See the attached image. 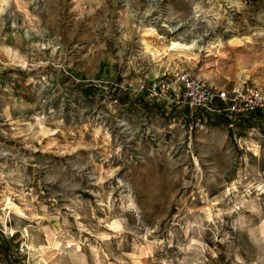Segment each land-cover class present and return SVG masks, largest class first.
Masks as SVG:
<instances>
[{
    "label": "rangeland",
    "instance_id": "rangeland-1",
    "mask_svg": "<svg viewBox=\"0 0 264 264\" xmlns=\"http://www.w3.org/2000/svg\"><path fill=\"white\" fill-rule=\"evenodd\" d=\"M178 71L264 93V0H0V264H264V113L118 87Z\"/></svg>",
    "mask_w": 264,
    "mask_h": 264
},
{
    "label": "built area",
    "instance_id": "built-area-1",
    "mask_svg": "<svg viewBox=\"0 0 264 264\" xmlns=\"http://www.w3.org/2000/svg\"><path fill=\"white\" fill-rule=\"evenodd\" d=\"M164 80L166 82L141 81L136 86L127 83L118 87L125 88L129 98L141 100L145 105L157 108L163 115L170 111L173 117L171 121L180 122V128L187 136L205 130L208 121L211 122L206 115L222 113L233 121L257 112L264 113V93L248 86L245 81L225 89L207 84L186 71L175 72ZM17 254L25 256V248L19 247Z\"/></svg>",
    "mask_w": 264,
    "mask_h": 264
},
{
    "label": "crops",
    "instance_id": "crops-1",
    "mask_svg": "<svg viewBox=\"0 0 264 264\" xmlns=\"http://www.w3.org/2000/svg\"><path fill=\"white\" fill-rule=\"evenodd\" d=\"M125 107H127V106H125ZM5 161H6L5 158H3V156L2 157L0 156V175H1V177L4 178L3 172H7V171H9L11 173V175H10L11 177L15 174H18V171L15 168V165H9V168H7L6 166H5L6 168L4 166L1 168V164L5 163ZM1 177H0V184L1 183L2 184L7 183L5 180L1 179Z\"/></svg>",
    "mask_w": 264,
    "mask_h": 264
},
{
    "label": "bare ground",
    "instance_id": "bare-ground-1",
    "mask_svg": "<svg viewBox=\"0 0 264 264\" xmlns=\"http://www.w3.org/2000/svg\"><path fill=\"white\" fill-rule=\"evenodd\" d=\"M176 29V28H174ZM187 46L185 45H181V44H178V43H175V42H172L170 47H169V50L170 51H173V50H176V51H185L187 50Z\"/></svg>",
    "mask_w": 264,
    "mask_h": 264
},
{
    "label": "trees",
    "instance_id": "trees-1",
    "mask_svg": "<svg viewBox=\"0 0 264 264\" xmlns=\"http://www.w3.org/2000/svg\"><path fill=\"white\" fill-rule=\"evenodd\" d=\"M117 99H118V101H119V103L121 104V105H125V104H127V103H129L130 102V100H128L127 99V97L126 96H119V97H116ZM138 103H140L139 101H138ZM142 105L144 104V103H141ZM257 117H262V116H260L259 115V113L257 112ZM214 124V123H213ZM253 125H254V123H253ZM252 126V125H251ZM17 259V258H16ZM15 259V260H16Z\"/></svg>",
    "mask_w": 264,
    "mask_h": 264
}]
</instances>
